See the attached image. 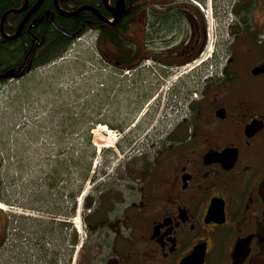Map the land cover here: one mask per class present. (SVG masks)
I'll return each mask as SVG.
<instances>
[{
    "label": "flooded vegetation",
    "instance_id": "obj_1",
    "mask_svg": "<svg viewBox=\"0 0 264 264\" xmlns=\"http://www.w3.org/2000/svg\"><path fill=\"white\" fill-rule=\"evenodd\" d=\"M203 9L216 41L201 84L158 105L165 118L188 101L181 120L148 126L150 110L124 128L140 100L164 89L162 76L203 52ZM112 10L114 55L101 40L100 61L117 77L130 70L141 90L125 100L129 117L115 131L147 144L114 169L86 163L80 183L55 187L47 229L41 214L29 229L0 210L2 263L264 264V0H0V82L10 69L22 75L55 57L79 31L104 35L96 22ZM150 77L151 92L143 85Z\"/></svg>",
    "mask_w": 264,
    "mask_h": 264
},
{
    "label": "rangeland",
    "instance_id": "obj_2",
    "mask_svg": "<svg viewBox=\"0 0 264 264\" xmlns=\"http://www.w3.org/2000/svg\"><path fill=\"white\" fill-rule=\"evenodd\" d=\"M80 38L69 43L60 55L63 59H58L59 56L18 79L0 83L1 201L7 204L3 200L6 199L12 206L8 209L13 210L11 215L14 217L21 216L23 211L41 214L46 229L50 226L46 216L52 206L55 187L63 185L69 189L70 183H80L87 174L86 163L96 171L102 163L104 169L115 165L113 148L120 146L119 152H124L134 145L133 149L139 151L147 144L140 134L124 142L115 131L120 123L124 125V120H120L129 117L125 100L134 98L137 90L138 93L141 90H134L130 74L113 76V67L101 63V51L92 33H84ZM200 68L198 66L197 70L175 80L177 73L170 72L164 76L161 92L154 88L156 82L150 77L149 84L143 85L150 92L154 88L152 94L140 100L142 105L133 111L131 122L124 128L136 119L146 117L150 110L154 116L148 126L156 125L154 118L158 116L164 91L169 94L201 84L203 73ZM145 78L141 75L137 82L141 83ZM163 116L157 121L161 122ZM165 121L167 125L173 123L170 117ZM101 126H106L109 133L101 132ZM107 143L110 146L104 148ZM91 182L92 179L90 186ZM23 217L27 228H35L38 217ZM0 264H3L1 253Z\"/></svg>",
    "mask_w": 264,
    "mask_h": 264
},
{
    "label": "trees",
    "instance_id": "obj_3",
    "mask_svg": "<svg viewBox=\"0 0 264 264\" xmlns=\"http://www.w3.org/2000/svg\"><path fill=\"white\" fill-rule=\"evenodd\" d=\"M97 24H100L101 25V27H102V31H103V33H104V36H105V38H103L105 41H109V42H111V43H116V33H117V28H116V26H113V25H108V24H103V23H99V22H96ZM47 31H48V33H47V35H45V37H44V39H45V42L47 41H49V37H51V36H53L54 35V33L51 31V30H49V29H46ZM81 34V31H79V32H77L76 34H75V37H77V36H79ZM41 36H43V35H41ZM36 38L38 39H40V34H39V31H38V33H36ZM28 39H24V43H26V44H28ZM69 44V43H68ZM97 45H98V42H97ZM46 61H44V62H39V63H34V64H32L31 66H30V68H28L27 70H31L32 68H35V67H37V66H39V65H41V64H44ZM26 70V71H27ZM14 77H18L17 75H14Z\"/></svg>",
    "mask_w": 264,
    "mask_h": 264
},
{
    "label": "water",
    "instance_id": "obj_4",
    "mask_svg": "<svg viewBox=\"0 0 264 264\" xmlns=\"http://www.w3.org/2000/svg\"><path fill=\"white\" fill-rule=\"evenodd\" d=\"M84 7H81L80 9H78L77 11H79V10H82ZM112 13V12H111ZM113 16L115 17V19L117 20V18H118V14L116 13V12H114L113 13ZM103 20H105L103 17H101ZM107 22V21H106ZM10 75V73L9 72H6L5 74H3L2 76L4 77H6V76H9Z\"/></svg>",
    "mask_w": 264,
    "mask_h": 264
},
{
    "label": "bare ground",
    "instance_id": "obj_5",
    "mask_svg": "<svg viewBox=\"0 0 264 264\" xmlns=\"http://www.w3.org/2000/svg\"><path fill=\"white\" fill-rule=\"evenodd\" d=\"M100 129H103V131H106L105 129H107V128H106V126H101ZM105 146H106V147L110 146V143H107V145H105ZM0 207L3 208L4 205H3L2 203H0ZM4 208H5V207H4Z\"/></svg>",
    "mask_w": 264,
    "mask_h": 264
}]
</instances>
